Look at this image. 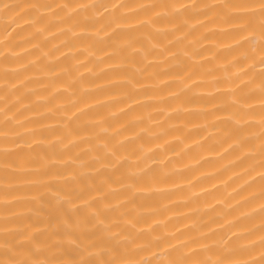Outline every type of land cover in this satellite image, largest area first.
Returning a JSON list of instances; mask_svg holds the SVG:
<instances>
[{
  "label": "bare ground",
  "instance_id": "obj_1",
  "mask_svg": "<svg viewBox=\"0 0 264 264\" xmlns=\"http://www.w3.org/2000/svg\"><path fill=\"white\" fill-rule=\"evenodd\" d=\"M0 264H264V0H0Z\"/></svg>",
  "mask_w": 264,
  "mask_h": 264
}]
</instances>
